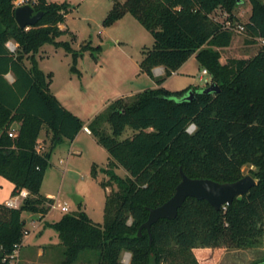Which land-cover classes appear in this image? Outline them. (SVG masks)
<instances>
[{
  "label": "trees",
  "instance_id": "obj_1",
  "mask_svg": "<svg viewBox=\"0 0 264 264\" xmlns=\"http://www.w3.org/2000/svg\"><path fill=\"white\" fill-rule=\"evenodd\" d=\"M15 0H0V176L18 189L29 191L21 204L0 203V264H12L11 255L21 248L26 221L22 212L47 214L55 202L41 193L54 147L73 140L85 126L50 90L51 77L38 66L36 52L46 42L66 32L61 27L69 12L66 2L27 0L43 15L27 28L15 19ZM251 4L243 22L252 39L264 38V0H115L105 23L126 12L136 17L154 37L144 50L140 66L157 86L120 96L87 124L107 149L109 164L123 166L122 176L112 167L103 180L106 193L104 221H94L85 210L65 212L47 225L58 231V264H124L122 253L131 252L128 264H198L194 247L258 245L264 234V45L249 58L222 62L216 47L231 43L232 25L212 12L223 8L239 21L234 9ZM241 23V22H237ZM14 41V49L7 44ZM191 55L206 68L218 90L195 86L170 90L167 75ZM28 57L31 64L28 65ZM165 67L156 76V66ZM12 73L10 81L6 74ZM210 82V83H211ZM210 83H207L209 85ZM190 91L193 92L188 98ZM18 127L12 129L14 123ZM191 123L195 129L189 131ZM133 134L119 136L126 127ZM52 132L50 144L39 146L43 128ZM108 127L110 132L108 131ZM10 131L16 133L9 135ZM257 179L249 192L217 209L206 199L189 196L174 218L152 224V238L140 225L149 207L160 205L175 192L180 168L191 177L234 181L244 176L243 165ZM46 253L49 246L43 245ZM53 259V258H52ZM55 264V262H54ZM254 264H264V258Z\"/></svg>",
  "mask_w": 264,
  "mask_h": 264
},
{
  "label": "rangeland",
  "instance_id": "obj_2",
  "mask_svg": "<svg viewBox=\"0 0 264 264\" xmlns=\"http://www.w3.org/2000/svg\"><path fill=\"white\" fill-rule=\"evenodd\" d=\"M48 1L68 3L69 12L60 24L66 32L56 40L68 41L72 49L78 52V56L75 60L73 52L61 43L46 42L35 54L38 66L51 77L50 90L85 124L105 110L114 99L157 86L155 79L140 66L144 50L154 45L152 33L129 12L115 22L105 23L115 0ZM234 12L239 21L230 19L229 14L221 7L212 12V16L228 18L230 24H234L231 43L216 47L221 53L222 62L234 57L249 58L264 45L259 39H252L244 31L237 29V22L243 23L250 15L249 1L238 5ZM202 69L196 57L191 55L178 69L166 76L163 85L170 90L189 86L204 89L207 86L205 78L210 80V74L203 73ZM153 71L156 76H161L164 75L165 67L159 65ZM83 128L75 140L67 139L53 149L41 187L43 193H49L55 199L54 206L45 217L48 220H57L65 212L82 209L94 221L103 223L106 193L111 187H116V184L103 187L102 181L110 178L107 169L112 167L122 176L129 174L123 166L109 164L107 149L93 133ZM108 131L110 132L109 127ZM132 134L133 129L128 126L119 138L123 139ZM44 141L48 142L45 137ZM251 167L252 165H243L244 175L251 174ZM13 188L14 183L11 180L0 176V203H5L12 196ZM75 194L83 197L80 204H77ZM61 205H66L68 211L62 210ZM22 215L26 219L25 228L31 230L42 219L41 213L28 210H24ZM28 236V244L24 246L16 264H49L47 262L50 261V256L55 264L60 262L62 258L57 253L59 247L54 243L59 241L57 230H47L41 237L34 230ZM37 243L49 246L45 256L41 258L33 255ZM193 253L198 264H254L264 258V234L261 242L253 247L217 246ZM25 254L29 255V259L25 258ZM130 258V251L122 253L124 264H128ZM82 260L80 257L75 264H84L80 262Z\"/></svg>",
  "mask_w": 264,
  "mask_h": 264
},
{
  "label": "water",
  "instance_id": "obj_3",
  "mask_svg": "<svg viewBox=\"0 0 264 264\" xmlns=\"http://www.w3.org/2000/svg\"><path fill=\"white\" fill-rule=\"evenodd\" d=\"M42 15L43 11H35L30 3L19 4L15 8V19L22 28L36 24ZM218 89L219 86L211 82L204 88V91L209 92ZM192 95L193 92L190 91L188 98H191ZM17 127L18 125L14 123L12 129ZM180 173L181 180L176 185L173 195L160 205L149 207L148 218L140 225L139 235L142 234L143 228H146L150 238H152V224L160 218H174L177 216L179 208L189 196L206 199L215 208L219 209L226 204H230L235 197L249 192L251 187L257 183V179L251 174H245L234 181L222 182L208 177H191L182 168H180ZM74 198L77 204L83 201L81 195L75 194Z\"/></svg>",
  "mask_w": 264,
  "mask_h": 264
},
{
  "label": "crops",
  "instance_id": "obj_4",
  "mask_svg": "<svg viewBox=\"0 0 264 264\" xmlns=\"http://www.w3.org/2000/svg\"><path fill=\"white\" fill-rule=\"evenodd\" d=\"M19 0H15L14 2H15V4L17 5V2H18ZM9 42V41H8ZM8 42H7V44H8ZM15 44V46L17 45L16 43H14ZM195 56V55H194ZM36 57V56H35ZM26 62H27V64L28 65H30L31 63V60H26ZM6 76H7V78L10 80V81H12L13 79H14V76L12 75V73H7L6 74ZM210 78H211V76H210ZM15 124H17L18 125V123L16 122ZM88 128V126H87V124H85V126H84V128L83 129H85L87 132H89V133H91V131H90V129L88 130L87 129ZM51 135H52V132L50 131V130H48L47 128H43L42 130H41V132H40V134H39V138H38V140H39V146L40 147H43V146H47V145H49L50 144V142L49 141H51ZM44 137L46 138V140H48V142H45L44 141ZM77 137V136H76ZM75 137V138H76ZM65 140H67V139H65ZM64 140V141H65ZM73 140H75V139H73ZM40 142H42V144L40 143ZM63 142V141H62ZM60 144V143H59ZM75 151H77L78 152V149H75ZM41 193H43L42 191H41ZM44 195H46V196H49V197H52L49 193H43ZM55 200V199H54ZM49 213V212H48ZM47 213V214H48ZM47 214H45L44 216H42L41 215V221L40 222H38V223H36L35 224V226H34V228L31 230V229H28L29 231H28V233L24 236V238H23V241H22V245H21V248L19 249V257H20V253H22V250H23V248H24V246L25 245H27L28 244V241H27V238H29V234L32 232V231H34V230H37V232L39 233V237H41V236H43V234L45 233V231H47V230H50V229H52L53 227H51V226H49V225H47L46 224V222H53V221H55V220H48V219H46L45 217H46V215ZM22 217H23V215H22ZM24 218V217H23ZM25 219V218H24ZM25 221H26V219H25ZM53 229H55V228H53ZM56 230V229H55ZM59 236V235H58ZM60 242V238H59V241H56V242H54V243H59ZM36 246H37V248H36V251H35V253L33 254V255H35L37 258H41V257H43V256H45V252H44V248H43V245H42V243H37V244H35ZM207 249H210V247H194L193 248V251L194 252H196V251H199V250H201V251H207ZM27 253H28V251H27ZM26 256H25V258H27V259H29L28 258V254H25ZM28 255V256H27ZM50 261L49 262H47V263H49V264H53L54 263V261H53V259H52V256H50ZM26 259V260H27ZM18 261H19V258H18Z\"/></svg>",
  "mask_w": 264,
  "mask_h": 264
},
{
  "label": "built area",
  "instance_id": "obj_5",
  "mask_svg": "<svg viewBox=\"0 0 264 264\" xmlns=\"http://www.w3.org/2000/svg\"><path fill=\"white\" fill-rule=\"evenodd\" d=\"M27 0H19L17 2V5L19 4H24L26 3ZM227 24L229 25L230 24V21H227ZM237 29L239 31H244V24L243 23H239L237 25ZM260 41L264 42V38H258ZM8 45L10 46V48L14 49L15 48V44L12 42V41H9L8 42ZM174 72V71H173ZM202 72L205 73V74H209L208 70L206 68H203L202 69ZM205 81L207 83H210L211 82V78L210 80L208 78H205ZM88 129V128H87ZM195 129V124L194 123H191L188 127V130L189 131H193ZM89 130V129H88ZM9 135L11 136H15L16 133L14 131H10L9 132ZM29 194V191L26 189V188H21V189H18L17 193L12 195L11 197H9L6 201H5V204L8 205V206H11V207H17L21 204V202L23 201V199L28 196ZM55 203V202H54ZM54 203L52 204V207L54 206ZM61 209L64 210V211H68V207L66 205H61ZM28 229L25 230V235L28 233ZM24 235V236H25ZM19 249L20 247H18L17 249L14 250V252L12 253L11 255V263L12 264H16V262L18 263V258H19ZM89 264V263H87Z\"/></svg>",
  "mask_w": 264,
  "mask_h": 264
}]
</instances>
